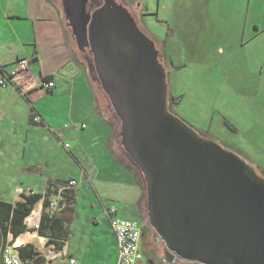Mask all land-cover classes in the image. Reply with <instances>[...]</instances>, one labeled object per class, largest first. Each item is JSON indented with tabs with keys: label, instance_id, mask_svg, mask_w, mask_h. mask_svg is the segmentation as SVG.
Segmentation results:
<instances>
[{
	"label": "rangeland",
	"instance_id": "374dc122",
	"mask_svg": "<svg viewBox=\"0 0 264 264\" xmlns=\"http://www.w3.org/2000/svg\"><path fill=\"white\" fill-rule=\"evenodd\" d=\"M137 1L142 6L143 26L156 40L157 49L164 56L162 66L167 74L171 114L199 136L238 155L264 178V24L259 25L263 30L259 35L250 23V16L244 24L246 10L240 0ZM259 7L249 10V13L260 15L264 11L263 1ZM71 46L76 50L74 40ZM94 88L101 113L119 131L112 112L107 110L104 95L97 85ZM4 93L5 90L0 88V197L13 199L18 181L21 183L22 177L23 180L30 179L29 175L37 172L63 182L71 177L81 180L79 169L73 166L68 150L63 149L65 144L72 148L75 142L65 136L60 142L54 141L52 135L40 129L32 128L26 132L31 106L22 97L19 98V106L15 107L13 101L7 100L3 104ZM39 96L42 97L38 100L30 98L35 99L34 103L44 112L48 109L54 112L51 110L53 105L57 110L64 108V103L58 104L43 98L45 95ZM75 117L65 121L68 129L61 132H74V127L82 122L83 128L88 125L84 133L95 127L92 121H85L79 115ZM114 150L119 160L125 163L118 144ZM95 170L96 176L89 182L95 187L96 194L113 201L106 202V205L110 203L117 207L120 215L137 222L142 219L145 226V214L141 213L140 219L135 213L134 203L139 194L136 187H130L123 169L118 168L115 173L105 168ZM24 185L28 186V182ZM85 186H82L77 199L79 218L75 224L78 229L72 231L74 247L71 255L79 264H108L114 251L105 230L107 220H101L99 226L92 222V218L99 217L101 212L89 210L88 201L84 206ZM125 194L130 196L128 204L122 197ZM146 229L149 230L153 251L147 255L143 253L142 264H188L165 261L164 245L156 241L150 228Z\"/></svg>",
	"mask_w": 264,
	"mask_h": 264
},
{
	"label": "water",
	"instance_id": "95a60500",
	"mask_svg": "<svg viewBox=\"0 0 264 264\" xmlns=\"http://www.w3.org/2000/svg\"><path fill=\"white\" fill-rule=\"evenodd\" d=\"M50 1L77 48L89 49L87 75L118 124L113 140L138 177L145 227L167 262L264 264V178L171 114L153 41L112 1L92 13L87 0Z\"/></svg>",
	"mask_w": 264,
	"mask_h": 264
},
{
	"label": "crops",
	"instance_id": "0c3cea01",
	"mask_svg": "<svg viewBox=\"0 0 264 264\" xmlns=\"http://www.w3.org/2000/svg\"><path fill=\"white\" fill-rule=\"evenodd\" d=\"M257 1L260 2L255 5L254 3ZM261 1L264 2V0H240L244 3L246 10L243 19L244 24H247L250 16V23L255 26L256 34L261 31L259 25L264 24V11L258 16H252L249 10L261 8L259 7ZM66 29L69 28L60 8L50 0H0V80L5 73L12 69L17 60L27 59L29 61L26 73L19 75L13 84H9L4 88L0 87L5 90L2 95L4 99L2 103L6 104L7 101H13L16 107L19 106V98L22 97L27 101L32 109L28 117L32 115L34 118H39L40 121L30 124L28 118L26 132H30L32 128L36 131L40 129L42 132L52 135L54 141L60 142L62 136L73 140L75 146L71 148L65 144L63 149L68 150L73 166L79 169V176L83 177V179L80 177L81 180L79 181L74 177L68 179V181L74 180L76 182L75 187L72 188L74 191V205L70 223L67 226L69 238L60 251H56L52 246H49L47 240L40 237L36 231L19 235L12 242L11 247L16 251L19 247L32 245L35 249L36 256L22 264H69L70 260H75L74 255H71L74 247L71 240L72 231L74 228L78 229L75 224V221L79 218L77 215V199L81 194L82 186L86 184L87 192L84 197V206L86 207L85 202L88 201L89 210H99L101 212L99 217L92 218L95 225L99 226L101 220H107L105 230L111 238V249L114 251V255L108 264H116L118 249L110 227V218H127L124 217L125 215H120L117 207L109 205L110 203L106 205V202L113 201L98 196L95 187L89 181H93L96 176L95 169L98 171L105 168L106 170H112L114 173L118 168L123 169L130 182V187H136L139 194L136 203H134L137 217H141L139 206L143 194L136 173L131 167L121 162L115 153L112 122L104 117L97 107L93 83L87 75L86 67L76 58L75 50L71 46L70 35H68ZM46 77H50L49 81L54 84V88L49 91L42 90V82ZM39 94L45 95L43 98H47L49 101L58 104L64 103L65 110L64 108L57 110V107L52 104L51 110L54 109L55 111L51 112L48 109L44 112L34 103L35 99L38 100L42 97ZM5 96L7 97L5 98ZM31 96L35 99L30 98ZM76 115L81 116L85 121H92L95 125L93 130L84 133V129L88 128V125L83 128L84 123L82 122L74 127V132H61V130L68 129L65 121L76 119ZM78 120L81 119L78 118ZM37 173L29 175L31 178L27 180H23L22 177L21 183L18 181L13 199L4 200L3 197H0V200L14 203L19 200L21 194H44L48 182L57 186L65 184L61 181L62 179L45 177L43 173ZM118 173H120V170ZM25 182H28V186L24 185ZM87 193L90 195L87 196ZM91 196L94 198L92 202L89 201L92 198ZM122 197L125 203L128 204L130 201L129 194ZM59 199V195L52 196L51 202H59ZM58 205L55 211L51 209L50 212H60L62 210L60 202ZM41 212L42 202L35 206L31 216L25 221L28 229L34 230L35 226L39 224ZM66 258L68 260H65ZM75 261L79 264L77 259ZM139 264H142V261Z\"/></svg>",
	"mask_w": 264,
	"mask_h": 264
},
{
	"label": "trees",
	"instance_id": "16d2710c",
	"mask_svg": "<svg viewBox=\"0 0 264 264\" xmlns=\"http://www.w3.org/2000/svg\"><path fill=\"white\" fill-rule=\"evenodd\" d=\"M66 31L68 35H70L69 38L72 41L73 38L71 36L70 30L66 29ZM262 32L263 30L258 31V34L256 35H259ZM49 79L50 77H46L43 79V81H49ZM13 82H8V85L13 84ZM93 85L96 86L97 84L93 83ZM98 89L100 90L99 86ZM100 92L102 93L101 90ZM104 98L106 99L105 96ZM171 100L174 102V98H171ZM106 103L108 105L107 99ZM31 114L33 113L31 112ZM33 119L34 116L30 115V124L35 123ZM68 182H64L65 184L63 185H66ZM55 195H58L57 185L48 182V187L44 194H21L19 200L14 203H9L0 200V250L5 245L12 246V242L17 237H19V235L25 232L36 231V233L40 237L45 238L47 240V244L49 246H52L56 251H60L64 243L69 238L67 226L70 223V217L73 213L74 191L73 189H67L62 191V193L60 194V207H62V210L60 212L51 213V197ZM40 202H42V212L40 215L39 224L37 225V228H34V230H30L27 228L25 221L31 216L35 206ZM138 223L141 225L142 231L143 227L141 221ZM147 231L149 230L147 229ZM16 253L22 263H25L32 257L36 256L35 249L32 245H25L19 247L16 249ZM0 264H3L1 259Z\"/></svg>",
	"mask_w": 264,
	"mask_h": 264
},
{
	"label": "built area",
	"instance_id": "2783aa9c",
	"mask_svg": "<svg viewBox=\"0 0 264 264\" xmlns=\"http://www.w3.org/2000/svg\"><path fill=\"white\" fill-rule=\"evenodd\" d=\"M29 61L27 59H19L12 69L5 73L0 80V87L4 88L8 82H13L19 75L27 72ZM54 88L51 81L42 82V90L49 91ZM35 123L40 121L39 118L33 119ZM68 147V146H66ZM76 185L75 181H70L66 185L57 186V193L60 197L62 191L72 189ZM61 198L59 199V202ZM58 201L51 202L50 210L55 211L58 208ZM110 227L116 240L118 255L116 264H139L142 261L143 253L141 250V225L137 221L126 219L110 218ZM37 228V226H35ZM0 259L3 264H22L13 247L5 245L0 250ZM69 264H77L75 260H70Z\"/></svg>",
	"mask_w": 264,
	"mask_h": 264
},
{
	"label": "flooded vegetation",
	"instance_id": "af4514ba",
	"mask_svg": "<svg viewBox=\"0 0 264 264\" xmlns=\"http://www.w3.org/2000/svg\"><path fill=\"white\" fill-rule=\"evenodd\" d=\"M54 1H56V0H54ZM105 1L106 0H87L86 9L89 13H92L96 9L102 7L105 4ZM109 1H112L116 5H118L119 7L123 8L131 16V18L135 21L139 30L141 32H143L150 40L153 41L155 48H156L158 55H159V61L161 64H163L162 58L164 56H163V54L159 53V51L157 49V45H156V40L154 38H152L151 35H148V32L146 31L145 27L143 26L142 19H141V11H142L141 4L137 0H109ZM57 2L62 3L63 0H57ZM70 32H71V30H70ZM71 36H72V33H71ZM72 38L75 42V38L73 36H72ZM75 46H76L75 47L76 48V50H75L76 58L81 62V64L83 66L87 67V65L90 64L92 61L91 55L89 54V49L85 48L83 50H79L77 48L76 42H75ZM168 107H169V104H168ZM107 108H108V106H107ZM107 110H109V109H107ZM140 219H141V217H140ZM141 222L143 224L142 219H141ZM142 227L143 228L141 231V248H142V253L147 255L148 253L153 251V248H152V243L149 241V233H148L146 227L144 225H142ZM163 259L165 261H167L165 255H163Z\"/></svg>",
	"mask_w": 264,
	"mask_h": 264
}]
</instances>
